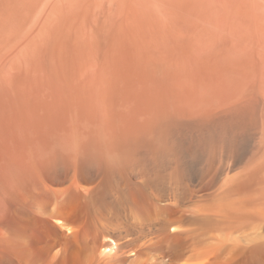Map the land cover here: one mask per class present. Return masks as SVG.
<instances>
[{
    "label": "bare ground",
    "instance_id": "1",
    "mask_svg": "<svg viewBox=\"0 0 264 264\" xmlns=\"http://www.w3.org/2000/svg\"><path fill=\"white\" fill-rule=\"evenodd\" d=\"M207 26L0 70V264H264V26Z\"/></svg>",
    "mask_w": 264,
    "mask_h": 264
},
{
    "label": "rangeland",
    "instance_id": "2",
    "mask_svg": "<svg viewBox=\"0 0 264 264\" xmlns=\"http://www.w3.org/2000/svg\"><path fill=\"white\" fill-rule=\"evenodd\" d=\"M69 1H70V4H69ZM71 1L72 0H65V1L60 0L58 3V1L56 2V0H34V3L29 2V3H27L28 5L25 4V6H21L20 11H19V9H17L18 11H14V12L12 11L14 13V15L16 14L15 18H17L18 15H20V13L22 14L25 11L27 12V10L30 9V6H31L32 10L31 9L28 10L27 14L29 13V11H31V13H29L27 16H25L26 14H24V13L22 14L25 17V20L19 21L20 19H24V17L23 18L21 17L22 15L17 18L18 20H16L14 18L15 21L21 22V24L19 23L18 25H17V22L14 21L15 24H13V22H12L13 21L12 17H14V15L11 13V10H14L16 7L13 9L11 8V10L7 9L9 11V13H11L13 16L9 15V13H8V15H6L7 10L3 9L4 12H0V16L2 17V15L5 14V17H7V19H5L6 21H8L9 18L11 17L12 21L11 22L9 21V22L12 23L14 26L15 25L16 26L14 28L12 26L13 30H12L11 34H10V32H11L10 28L7 29L8 24L6 25L7 27L4 26L6 23V21L4 19L3 20L5 23L2 22V24L0 26L1 27V29H0V70L2 69L1 71H9L12 68L11 65L13 63H15L17 61L26 60L25 59L26 57L28 58L27 60H29V59L31 60L32 58L35 60H39V59H43V58H48V56L49 57L53 56V53L51 50L54 51L56 41L57 40H59V41L64 40L65 34H67V33L69 34V32L72 30H73V32H71V33H73L72 35H74V36H71L70 35L71 33L69 35L67 34V36H69V37H65V38H69V39L68 40L65 39V41H69V42L73 41L74 43L71 42L72 44H77L78 43L77 40H79V39H80L79 43H83L85 41L90 43V42L95 41V39H97V41H100V40H104V38H106L105 41H112L113 38L116 40L117 36H118L117 38H119L120 32H122V31L126 32V30L135 32V31H137L136 28H139V27H140L139 29H141V30L138 29V31H140L141 33H145V32L150 31L152 29L153 30L163 29V27L166 28V27H170V26H174V25H185V23L186 24H193V25H196V23H197V25L202 26V24H203L204 26L208 25L209 27H217V26L218 27L219 26L220 27H223V26L224 27H226V26L230 27L233 25L239 26V27L242 25L241 27H244L245 23L249 27L250 26L260 27L262 25L264 26V18H263V21H261L262 23L260 22V20H261L260 18L264 17L263 16L264 12H263L262 7H261V6H263V5H261V3L263 2V4H264V0H254L253 1L254 3L251 0V3H253V4H250V0H226V1L225 0H191V1L190 0H153V1L152 0H142V1L141 0H127V1L124 0V1H126V3H128L129 6L128 5L126 6V4L121 5L122 0H106V1L105 0H87V1L86 0L85 1L84 0H78V1L76 0L77 2H75V0H74L73 3ZM79 1H80V4L82 2L84 5L83 4L79 5L80 7L78 6L76 8V6H77L76 3H78ZM124 1H123V3H125ZM74 3H75V5H74ZM135 3H137V4L135 5ZM61 4H62V6H61ZM34 5H36V6H34ZM53 5H55V6L53 7ZM124 6L127 8V10H124V9H126ZM131 6H133V7H131ZM259 6H260V8H258ZM3 7L4 6H1V8H0L1 11H2ZM22 7H23V9H24V7H26V8L28 7V9L24 10L22 12L21 11ZM17 8H19V7H17ZM247 8H248V10H245ZM249 8H251V9L249 10ZM252 8H254V10L255 9L259 10L258 11L259 13H257L255 10L256 13L253 14L254 11L252 10ZM51 9L53 10V12ZM263 9H264V7H263ZM251 10L253 11V13ZM247 11L249 13L251 12L252 14L247 13ZM16 12L19 14H17ZM48 12H50L49 14H51L52 16L48 15L49 17H47ZM244 12H246V13L244 14ZM77 13H78V15H77ZM256 14H258V15L256 16ZM81 15H83V16H81ZM112 15H113V17H112ZM250 15H252L253 17L251 16L252 17L251 22L249 21L250 18H248V21L250 23H247L248 21H247V19L245 20V18L249 17ZM3 17H4V15H3ZM46 17L48 18V20H50V22L47 21ZM64 17H66V18H64ZM108 17H109V19H108ZM49 18H52V20ZM76 18H79V19H76ZM136 18L137 19L139 18V19L137 20ZM43 19H45L47 22H49L48 25H46V26H48L47 29H46L45 25H42V27H41V25H39L40 23L42 24ZM74 19L76 21H71ZM45 20H44V22H46ZM139 20H140V22H139ZM244 20H245V22H243ZM52 21H54V22H52ZM56 21H57V23H56ZM239 21H241V22H239ZM256 21H259V22H256ZM44 22H43V24H44ZM99 22H101V23L99 24ZM104 23H105V25H104ZM133 23L136 27L133 26ZM259 23H261V25ZM45 24H47V23H45ZM50 24L53 27L52 26L50 27ZM63 25H64V27H63ZM73 25L76 27L74 28ZM95 25L98 27L96 28ZM100 25H101V27H100ZM116 25L118 27H116ZM2 26H4V28ZM9 26H11V25H9ZM113 26H115V27H113ZM49 27H50V30H48ZM143 27H144V29H143ZM147 27H149V28L147 29ZM258 27H256V28H258ZM63 28H64V31H66V32H64V31L62 32ZM93 28H95L96 30ZM108 28L111 29L110 30L111 32L108 30ZM115 28L117 29L116 32H114ZM41 29H42V31H43V29L47 30V31L44 30V32L46 31L45 35L41 34V33H44L41 31ZM70 29H72V30H70ZM100 29H103V32L108 30L107 35H106V32H104L105 35L101 36ZM8 30H10V32H8ZM92 30H94V31H92ZM75 31H76V36H75ZM98 31H99V33H98ZM77 32H79V33H77ZM108 32H109V35H108ZM38 33H40L39 36L41 35V38L44 37L41 39L43 42L36 38V37H38L37 36ZM96 33H98V34H96ZM114 33H116V34L114 35ZM8 34H10V35L8 36ZM34 34H36V35L34 36ZM80 34H81V37H80ZM5 35L7 38L5 37ZM112 35H114V36H112ZM62 36H63V39H61ZM70 36L75 37V41H74V38H71ZM77 37H80V38L76 39ZM101 37H103V38L101 39ZM35 38L38 41H36ZM38 38H40V37H38ZM82 40H83V42H81ZM50 41H52V42H50ZM53 41H54V43H53ZM37 42L40 43V45H38ZM41 43H42V45H41ZM51 43L53 44V47H52ZM37 45L40 47L38 48ZM51 47L53 49L50 50L49 48H51ZM50 51H51V53H50Z\"/></svg>",
    "mask_w": 264,
    "mask_h": 264
}]
</instances>
